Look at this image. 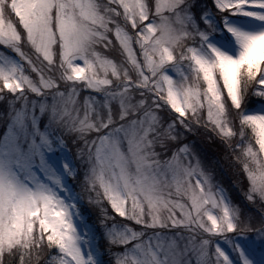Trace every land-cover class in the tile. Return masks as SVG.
I'll return each instance as SVG.
<instances>
[{"label": "snow or ice", "instance_id": "obj_1", "mask_svg": "<svg viewBox=\"0 0 264 264\" xmlns=\"http://www.w3.org/2000/svg\"><path fill=\"white\" fill-rule=\"evenodd\" d=\"M0 264H264V0H0Z\"/></svg>", "mask_w": 264, "mask_h": 264}, {"label": "trees", "instance_id": "obj_2", "mask_svg": "<svg viewBox=\"0 0 264 264\" xmlns=\"http://www.w3.org/2000/svg\"><path fill=\"white\" fill-rule=\"evenodd\" d=\"M252 100L257 101L256 98H252ZM252 100L250 101L249 107L254 108L257 106V103L255 101H252Z\"/></svg>", "mask_w": 264, "mask_h": 264}, {"label": "rangeland", "instance_id": "obj_3", "mask_svg": "<svg viewBox=\"0 0 264 264\" xmlns=\"http://www.w3.org/2000/svg\"><path fill=\"white\" fill-rule=\"evenodd\" d=\"M252 101H255V100H252ZM257 104H258V101H255ZM227 182V181H226ZM117 219L119 220L120 218L119 217H117Z\"/></svg>", "mask_w": 264, "mask_h": 264}]
</instances>
